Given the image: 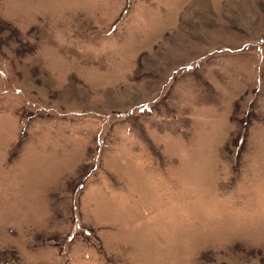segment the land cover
Here are the masks:
<instances>
[{
	"label": "rangeland",
	"instance_id": "374dc122",
	"mask_svg": "<svg viewBox=\"0 0 264 264\" xmlns=\"http://www.w3.org/2000/svg\"><path fill=\"white\" fill-rule=\"evenodd\" d=\"M0 264H264V0H0Z\"/></svg>",
	"mask_w": 264,
	"mask_h": 264
}]
</instances>
